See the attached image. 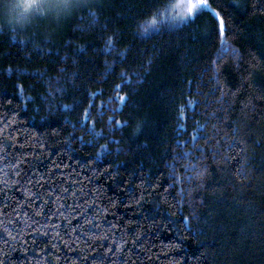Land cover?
<instances>
[{
	"label": "trees",
	"instance_id": "obj_1",
	"mask_svg": "<svg viewBox=\"0 0 264 264\" xmlns=\"http://www.w3.org/2000/svg\"><path fill=\"white\" fill-rule=\"evenodd\" d=\"M76 1L0 0V264H264V0Z\"/></svg>",
	"mask_w": 264,
	"mask_h": 264
},
{
	"label": "snow or ice",
	"instance_id": "obj_2",
	"mask_svg": "<svg viewBox=\"0 0 264 264\" xmlns=\"http://www.w3.org/2000/svg\"><path fill=\"white\" fill-rule=\"evenodd\" d=\"M205 0H175V2L164 5L163 8H157L152 12L151 16H148L143 24L149 26H156L159 20L165 18L169 10L176 12V15L183 18L185 14L187 17H191L198 9L206 7ZM14 7L17 10V15L21 18H28L33 15H43L46 10L55 7H67L66 4L55 3L54 0H15ZM217 18L219 14L216 13ZM221 36H223V21L220 24ZM147 30V29H145ZM123 100L124 97H119Z\"/></svg>",
	"mask_w": 264,
	"mask_h": 264
},
{
	"label": "rangeland",
	"instance_id": "obj_3",
	"mask_svg": "<svg viewBox=\"0 0 264 264\" xmlns=\"http://www.w3.org/2000/svg\"><path fill=\"white\" fill-rule=\"evenodd\" d=\"M72 0H54V2L55 3H58V4H68V2H71ZM78 1H80V0H77L76 2H78ZM86 1V0H85ZM12 2H15V0L14 1H12L11 0V2H10V4L9 5H7V8H8V12L10 13V14H12L13 16H14V18L16 19V20H19V19H23V18H21V17H19L18 15H17V10H16V8L14 7V5L12 4ZM15 4V3H14ZM71 6V5H70ZM69 4L67 5V7H65L64 9H62L61 7H55V8H51V9H49V10H46L45 12H50V11H56V10H58V9H62V10H69ZM175 15V14H174ZM175 17H176V15H175ZM20 20V21H21Z\"/></svg>",
	"mask_w": 264,
	"mask_h": 264
}]
</instances>
